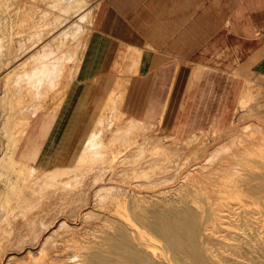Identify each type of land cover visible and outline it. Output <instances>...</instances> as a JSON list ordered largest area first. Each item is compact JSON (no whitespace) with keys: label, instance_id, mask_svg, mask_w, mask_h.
<instances>
[{"label":"bare ground","instance_id":"obj_1","mask_svg":"<svg viewBox=\"0 0 264 264\" xmlns=\"http://www.w3.org/2000/svg\"><path fill=\"white\" fill-rule=\"evenodd\" d=\"M92 10L93 5H90L87 0H49L41 14L47 12L51 15L50 19L47 18L44 23H41L40 19L36 18L30 34L23 37V45L20 46V34L12 39L18 43V46L15 45L13 55L9 60L10 65L6 71L1 72L0 78L5 83L6 88H4L11 93L10 99L15 100L14 110L19 108V111H14L15 115H19V120L15 129L7 131L9 138L12 139L8 149L0 156V167L9 161V169H5L3 175L9 174L0 179V253L13 232V223L19 217L29 223L31 231H34L35 214H45L48 210L47 203L50 204V202L47 201V197L52 196L48 192L49 189L54 188L55 191L51 190L55 193L61 188L57 190L60 192V190L67 189V181L71 180L75 181L81 189L85 186H99L97 191L95 190L97 197L103 194L111 196L116 187L113 184L102 183L105 176L112 172L113 176H110V179L121 181L124 179V181L133 183L132 186L135 184L138 188L152 189L154 197H162L168 192L170 197V191L173 190L174 185L169 186V184L179 178L177 185L175 184L177 191L174 196L181 194L182 205L176 206L171 195L172 199L168 197V199L160 200L158 198L159 202L151 204L150 208L146 205L147 208L144 206L143 209L141 201H149L147 200L149 194L134 195L133 199L138 201V203L134 201L136 206L140 205L139 201L142 204L141 207L139 206L141 212L138 210L132 212L133 217L138 213L136 216L138 222L135 224L132 218L133 221L127 223L124 217V212L128 214V211L134 209L129 208L134 202L127 204L129 206L127 211L122 208L127 201L122 203V207L120 203L117 204L120 206L115 203L117 210L118 207L122 208L120 211L124 220L120 219L122 216L120 215L115 226L110 224L113 226L111 228L113 231H109L110 227L103 226L104 229H109L108 233L105 230L104 234V229L103 232L98 230V234L102 232L104 237L103 242L100 243L96 238V246L99 243L98 247L101 248V243L108 242L111 251L112 249L115 252L120 251L121 256L117 254L118 252L113 255L110 251L103 255L101 252L109 249L101 248L100 251L97 247L95 251V246L93 252H87L88 256L83 253L82 259L80 258L82 254L79 255L78 252L73 255H59V257L55 254V259L47 261L45 248L52 241V237L60 231L59 229L67 227L65 222H62L51 233H49L51 228L48 229L49 234L45 236L37 254H32L30 251L27 254L43 260V264H264V114L254 110L255 106H259V101L251 94L242 92L238 110H235V114H238L237 120L240 122L247 116H253L262 123L250 120L236 126L234 132L231 131L235 128L236 120H232L230 126L224 131L210 127L215 136L227 132L231 134L221 143H217L215 148L208 150L201 162H196L210 141L206 140V135L204 139L202 138L203 140L201 138L197 140L196 135H193L185 141L174 143L171 136L163 133L146 136L147 131L153 126L140 119L123 120L125 116L121 105L128 75L132 73L134 75L137 63L140 64L139 57L141 56L137 51L129 52L124 61L123 76L118 78V92L112 93L113 90L107 83L106 77L103 76L105 92H100V95L105 93L104 102H101L102 97L98 95L99 100L95 99V104L92 105L93 112L92 108L89 109L88 116L91 118L87 116L90 120L88 125L84 124L83 118L80 117L78 121L82 122L73 126L59 152L56 153L54 159L52 158V163H57L55 166L38 174L48 159L49 154L46 155V150L39 159L40 163L38 161L36 164H24L15 158V151L29 120L42 110H50L53 106L59 107L57 104L62 102L63 96L65 97L76 77L86 47ZM3 60L1 59L0 62L5 64ZM2 68L0 65V69ZM19 84L20 95L17 94ZM95 84L97 88L98 83ZM100 85L102 84H98ZM57 100L60 101L56 102ZM106 132L109 133L107 139L104 137ZM140 137H144L143 141L138 140ZM183 146L186 147L187 153L184 152ZM73 156V162L69 160L73 165L61 164L63 159ZM249 162L250 164H247ZM244 163L249 165L247 169L250 172L246 174L243 172L242 175L240 170L245 166ZM115 168H119V172L114 173ZM91 173L95 174L87 183V177ZM190 187L198 189V191L195 190L197 193H194L196 201L187 198L190 194L187 193ZM125 190L127 192L128 189ZM79 192L82 193L81 190ZM86 200L78 195V198L69 200V202L84 204L81 202H86ZM73 211L76 209L73 208ZM113 212H111L112 215H115ZM74 213L71 214L74 215ZM89 214V212L85 213L84 218L87 219ZM93 219L95 221V218ZM99 219L98 217V221ZM111 219L106 217L104 220L107 224L112 221ZM49 222L44 221L43 230L50 226ZM39 223L41 224V221ZM95 225L93 223L92 227ZM104 244L102 245L106 247ZM92 249L89 250L92 251ZM107 253L109 256L111 253L112 256L108 257ZM112 257H115V261H111L114 259ZM116 258L119 259L116 260ZM14 261L16 257L10 255L6 264H13Z\"/></svg>","mask_w":264,"mask_h":264},{"label":"crops","instance_id":"obj_2","mask_svg":"<svg viewBox=\"0 0 264 264\" xmlns=\"http://www.w3.org/2000/svg\"><path fill=\"white\" fill-rule=\"evenodd\" d=\"M133 51L141 60L128 75L124 121L140 119L178 142L224 131L249 82L264 79V0H98L73 90L55 111L29 120L15 158L36 164L80 117L88 125L89 109L105 92L102 77L111 85L122 77Z\"/></svg>","mask_w":264,"mask_h":264},{"label":"rangeland","instance_id":"obj_3","mask_svg":"<svg viewBox=\"0 0 264 264\" xmlns=\"http://www.w3.org/2000/svg\"><path fill=\"white\" fill-rule=\"evenodd\" d=\"M48 1L49 0H0V61H1V59H4L3 61L5 62V64H2L0 62V65H2V67H3L2 69H0V74H1V72L7 70L8 66L10 65V61L9 60L11 59V57L13 55V50L15 48V45L18 44L17 42L12 41V39L14 38V36L20 34V46H21V45H23V41H24L23 37H26V36H28L30 34L31 27H33L34 20L36 18H39L41 23L42 22L44 23L47 20V18L50 19L51 15L48 14L47 12H46V14L45 13H42L41 14V11L46 7V4H47ZM87 1L89 2L90 5H93V4L96 5V3H97L98 0H87ZM106 79L108 81L107 83H109L110 88L113 90L112 93L113 94L115 92L117 93L118 92L117 91L118 79H114L112 81L113 82L112 85H111V79H108V78H106ZM2 80L3 79L0 78V156H2L5 153V151L8 149L7 147H8V145H9L11 139H12V138H9L10 136H9L8 132H10L11 129H15L14 127L16 126V123L19 120V115H15L14 114V111H16V110L19 111V108L18 109L15 108L16 110H14V101L15 100L13 99V101H12V99H10V94L11 93L5 89L6 88L4 86L5 83ZM73 87H74V85L71 86L67 90L66 95L68 93H71V91L73 90ZM244 92L246 94H251V95H253L254 97L257 98V101H259V106H255L254 107V110L255 111H258V112H261L262 114H264V79L254 78L252 81L249 82L247 91H244ZM17 94L20 95V84L18 86ZM64 98L65 97L63 96L62 99H64ZM59 101L57 100L56 102H59ZM61 103L62 102H59V104H57V103L56 104L57 105H60ZM55 107H58V106H53L52 109L54 110ZM234 117H235V119L233 118V120H236V122H235V128L231 132L236 131V126L238 127L241 123L243 124V123L248 122L250 120H253V121H256V122H261V121H258L253 116H252L253 118L251 116H247L243 120H241L240 122H239V120H237L238 114H235ZM5 129H7V130H5ZM108 132L105 133V136H104L105 139H107V137L109 136V133ZM231 132H227L226 134H220V135H217V136H215L214 134H212L211 130H206V131H203L202 133H198L196 135L197 140H199V138H201V139L203 138L204 139L206 137V140L207 141L210 140V141L208 143V146L206 147V150L199 156V158L196 160V162H201L202 161L201 159H204L205 158V156L207 154V151L215 148L216 145H218L219 143H221L222 141H224L231 134ZM158 133H163L164 135L165 134L166 135H169L165 131H160V130H156V129H154V130L153 129H150V130L147 131L146 136H153V135L158 134ZM211 135H213L212 138H211ZM217 137H219L221 139H219ZM143 138L144 137H140L138 140L139 141H143ZM212 139H213V141H211ZM172 141L174 143H176V141L173 138H172ZM49 143H51V147L49 146V144L47 146L48 148L46 147L48 149L49 156H48V159H46L45 164H43V166L40 168V171L38 173L39 175L42 174V173H44L45 171H47V169L51 168L52 166H55V164H57V163H52L53 162L52 161V158L53 159L55 158L54 156L56 154H54V152L59 147H61L60 144H59L61 142H58V141L56 142V141H54V138H53V140H51ZM55 143H56V147H55ZM62 144H63V142H62ZM183 149H184V152L187 153L186 147H184ZM44 153H45V151L43 152V154ZM43 154H42V156H43ZM70 158H72V159H70ZM63 160L64 161L66 160V161L63 162ZM63 160H62L61 164H64V165H73L72 162L74 160V156L73 157H67V158H65ZM69 160H71L72 162L69 161ZM39 163H40V161H39ZM69 163H72V164H69ZM242 164H243V161H242ZM242 164H241V167H242ZM247 164H250V162L247 163ZM247 164L244 163L245 166H243V168L240 167L241 168V170H240V173L241 174L243 172L245 174H246V172L247 173L250 172V171H248L249 169H247L248 166H249V165L247 166ZM2 166L0 167V179L1 178H5L9 174V173L6 172L7 174H4L3 175L4 170L5 169H9V161H6L4 163V165H2ZM118 170H119V168H115L113 172L114 173H117V172H119ZM94 174L95 173H93V174L91 173L89 175V177H87V183H88L89 179H91V177L94 176ZM110 176L111 177L113 176L112 175V172L109 173V174H107L105 176V179H104V181H103L102 184H106V185H112L113 184V186L116 187L115 188L116 190L113 191L114 192V195H112L113 194V192H112L111 196L109 194H107V195L106 194H103V195H106V196H103V195L102 196H98L101 199L98 198L95 195V193H96L97 189L99 188V186H94V187L85 186V187H83V189H81V188H79L77 186V184H75V181H71V180L67 181V184H68L67 189H63L62 188L63 189L62 190L63 192L61 190H60V192H58L59 189H61V188L57 189L58 191L56 190L55 193L52 191L54 188H51L52 190L49 189L50 191L48 190V192H49L50 195L52 194V196H48L47 197V201L50 202V204L47 203L48 210L45 211L46 212L45 214H42V213L41 214H39V213L38 214H35L36 216H35V219L33 220V222L35 223L34 231H31V229H30L31 226H29V223H26L25 220H22L21 217H19L13 223V227H12L13 228V232L8 237L9 240L6 242L3 251L0 253V264H6L7 263V260H8V258H9L10 255L16 257V261H14L13 264H43L44 263L43 260H39L36 257H33L32 255H28L27 252L30 251L32 254H37L38 251H39V249L41 248V245L43 243L42 241L44 240L45 236L47 234L51 233L62 222H65L66 225H67V227L64 226V227H62V229H59L60 231H58L52 237V241L49 244H47V246L45 248L46 260L47 261H50L51 259H55L57 255H58L57 257H59V255L60 256H62V255L63 256H66V255H70V254L73 255V254H77L78 252L80 253L79 255L82 254V256H80V258H81V257H83L84 254L86 255L88 251L93 252L95 250L94 248H95L97 242H99V243L100 242H103L102 240H103L104 234L106 232L108 233V230H109V229H104L103 226H106L105 228L110 227V230L109 231H111V230L113 231V229H111V228H113V226H111V225H114L115 226L117 224L116 221H119L118 219H119L120 215H122L120 217V219L123 218V220H124V217H126L125 220L127 219V223L134 220L133 223L137 224V222H138L137 221V218L138 217H136V216H137L138 213L136 215H134L135 217H133L132 212L133 211L136 212L137 210H138V212H141L142 210L139 211L140 210L139 206L140 207L142 206L141 203H143L142 208L144 206L146 207V205H147L148 208H150L151 207V204H153L155 202H159V201H157L158 198L161 200L162 198L168 199V197H169L168 196L169 192L166 195L162 196V197H156V196L154 197L153 196L154 193H153L152 189H148V188L147 189L146 188L144 189L143 187H141V188L139 187L140 188L139 189L138 187L135 186V184H134V186H132L133 183H129L127 181H124V179H122V178H121L122 179V181H121V180H117V179H114V178H111L110 179ZM118 179H120V178H118ZM179 180L180 179L178 178L175 182L169 184V186L174 185L173 186L174 188H173L172 191H170V194L172 195V198H174L173 200H175V205L176 206H179L178 204L182 205L181 204L182 203V201H181L182 200L181 199V194L180 195L178 194L177 197H175L176 196V192L175 191H177V189L175 187H176L177 182ZM108 181H110V182H108ZM112 181L114 183H112ZM119 181H120V183H119ZM117 183H118V185H117ZM122 185H123V187H122ZM127 185H129V186H127ZM130 187H132V188H130ZM121 188H122V190H120ZM125 189H128L127 192H126ZM193 189L194 188H191V187L188 188L187 193L188 194L190 193V194L187 195V198L188 199H191L193 201L194 200L196 201L197 199H196V195H194V193H197L195 190L198 191V189H194V190ZM80 190L82 191V193L79 192ZM54 191H55V189H54ZM65 191H66V194H65ZM120 191H122V192H120ZM123 191H124V194H123ZM51 192H53L55 195L53 193H51ZM200 192H201V190H200ZM140 193H144V194H147V195L149 194L148 199L147 198L146 199L149 200V201H152L153 200L152 203L151 202L149 203V201H146V202L144 201L145 203L143 201H141V203H140V201H139V204L140 205L136 206L137 205L136 203H138V201L137 200H134L133 198H134V195H137V194H140ZM121 194H123V195H121ZM126 194H127V196H126ZM174 194H175V196H174ZM78 195L81 196L83 199H85V198L87 200L89 198L90 199L88 201L86 200V202H81V203H84L85 205L84 204H80V203H79L80 205L79 204H73V203H70L69 202V200H72V199H74L76 197L78 198ZM115 195H116V197H115ZM171 195L169 197L170 199H172L171 198ZM67 196L69 197L68 199H67ZM71 196H75V197H71ZM124 196H126V197H124ZM128 196L130 198H128ZM103 197H104V201H102L103 200ZM112 197H114V198L112 199ZM120 197H122V198H120ZM179 197H180V199H179ZM57 198H58V200H57ZM119 198L121 199L120 201H119ZM125 198L126 199H129L130 201L129 200H126ZM62 199H64V200H62ZM66 199H67V201H66ZM109 199H112V200H109ZM122 199H125V200H122ZM51 200H53L54 202H52ZM114 200H115V202L112 203V201H114ZM101 201H102V203H101ZM124 201H125V203L127 201V203L125 204L126 206L125 205L123 206ZM128 201L129 202L136 201V203L134 202L132 204V202L129 203ZM66 202L69 203V204H67ZM115 203H116V205L120 203L121 206L120 205H117V206H120V207L123 206L122 208L125 209L126 211L129 208L131 209V207L134 208V209L133 210L131 209L130 211H128V214L124 212V217H123V214H121L122 208L120 209V207H118V210L120 212V213L118 212L119 213L118 214L117 213L118 210L116 209L117 206L115 205ZM94 204H96V205H94ZM127 204L128 205L132 204V205L129 207ZM193 204L195 206V203H193ZM193 204H192V206H193ZM62 205H63V208H62ZM113 205H115V207ZM68 206L70 208H68ZM75 206H76V208H75ZM77 206H78L79 209L77 208ZM71 207H73L74 209H76L77 212L76 211H73V208L71 209ZM65 208L67 210H65ZM68 209L71 212H69ZM106 209H107V211H106ZM115 210H117L116 211V214H115ZM125 210H123V211H125ZM104 211L106 213H104ZM88 212L90 214H89V217H87V219H86V217L84 218V216H85V213H88ZM107 212H109V213H107ZM111 212H113V214H115V215H112ZM71 213H74V215L71 214ZM97 213H98V216H96ZM125 214L126 215L131 214L132 216L129 215V216H131L129 218V216H126ZM91 215H93L94 217L91 216ZM110 215H112V217ZM90 216H91V218H90ZM98 217L100 218L99 221H98ZM106 217L108 219L113 218L115 220V222H113L114 220L111 219L112 220L111 222H113V224H112L108 220L109 223H107V224H109V225L111 224V225L110 226L107 225L106 222H105L106 220H104V219H106ZM46 218H48V219H46ZM93 218H95V221H94ZM131 218L133 220H131ZM134 218H136V219H134ZM90 219H91V221H93L94 225L96 223L97 224H100L101 223V224L98 225V226L95 225V226L92 227L93 223L90 221ZM129 219H130V221H128ZM47 220H48V222L51 220L49 222L51 224H50V226H48V228L46 230H43L44 229V224L43 223H44V221H47ZM88 220L90 221V223H89ZM123 220H120V221L123 222ZM40 221H41V224L39 223ZM53 221H54V223H53ZM85 221H87V222H85ZM101 221H103V222H101ZM86 223H89V224H86ZM42 224H43V227H42ZM68 226H69V229H68ZM94 227L95 228H98V227L101 228L102 227V228L101 229H95ZM49 228H51L52 230L49 229ZM48 229L50 230V232H49ZM103 229H104V234H102ZM67 230H70V231H67ZM92 230H94V232H95V230H97L95 232L96 234ZM98 230H101L102 232L99 231L101 233L98 234ZM105 230H106V232H105ZM32 232H33V234H32ZM67 234H68V236H67ZM100 234H102V235H100ZM98 235H99V237H98ZM100 236H102V237H100ZM147 236H148V234H147ZM96 238L98 239V241H97ZM100 238H102V239H100ZM99 243H98V245H100ZM104 243H101V246H102L101 248H103L105 250H107V249H109V250H107L105 252L103 251L101 253H103V255H105L106 252L109 253V251H110L111 253L113 252L112 253L113 255H116V252H118V251L115 252L113 249L111 251V249L109 248L110 246L108 245V242H104ZM102 244H104L106 247L108 245V248L104 247ZM93 245H94V247H92ZM98 245L96 246V250L95 251H97ZM89 246H90L91 249L93 248L92 251L89 250L90 249ZM99 248H100V246L98 247V250H99ZM101 248H100V251L102 250ZM90 252H89V255L91 254ZM114 252H115V254H114ZM108 253H107L108 257H111L112 254L110 253L111 256H109ZM55 254H56V256H55ZM117 254H119L121 256V252L120 251ZM119 255H117V256H119ZM86 256H88V255H86ZM112 258H114V259H111V261H115V257H112ZM118 259L116 258V260H118Z\"/></svg>","mask_w":264,"mask_h":264}]
</instances>
